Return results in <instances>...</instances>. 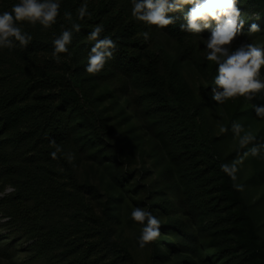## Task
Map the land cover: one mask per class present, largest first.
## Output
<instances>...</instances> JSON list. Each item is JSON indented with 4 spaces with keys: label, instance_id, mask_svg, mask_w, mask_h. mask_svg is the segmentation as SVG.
Listing matches in <instances>:
<instances>
[{
    "label": "trees",
    "instance_id": "obj_1",
    "mask_svg": "<svg viewBox=\"0 0 264 264\" xmlns=\"http://www.w3.org/2000/svg\"><path fill=\"white\" fill-rule=\"evenodd\" d=\"M17 2L0 0V12ZM84 3L89 15L79 20ZM60 4L50 29L21 25L33 37L26 48L0 50V264H264V158L239 166L242 192L220 169L253 146L238 148L233 122L264 143L252 107L264 98L213 100L215 65L200 39L211 29L181 31L192 5L157 29L132 17L131 0ZM237 6L245 24L232 50L264 45V0ZM66 11L81 31L56 63L52 41L72 23ZM253 23L260 32L249 35ZM97 25L117 49L90 75L87 37ZM50 140L62 149L57 159ZM136 207L161 221L140 254Z\"/></svg>",
    "mask_w": 264,
    "mask_h": 264
},
{
    "label": "clouds",
    "instance_id": "obj_2",
    "mask_svg": "<svg viewBox=\"0 0 264 264\" xmlns=\"http://www.w3.org/2000/svg\"><path fill=\"white\" fill-rule=\"evenodd\" d=\"M239 0H131L132 17L149 27L165 29L175 22V17L170 15L183 10L185 5H192L183 19L186 23L180 25L181 31H186L194 36L200 37L205 29H211L207 39H201L205 45L208 62L215 65V77L212 87L213 100L218 105H224L230 100L243 98L249 102L254 98H264V45L256 43L242 44L232 50V44L242 33L245 19L238 5ZM60 0H18L11 6L10 11L0 12V50H13L17 47L24 49L32 41L33 37L21 27L23 23L32 26L41 25L43 29H50L60 15ZM79 20H83L88 13L87 3L77 9ZM64 17L72 21V13L64 12ZM257 19L259 16L257 15ZM215 22V27L212 23ZM81 25L72 21L70 28H62L59 36L53 41V59L56 63L61 62L60 54H69V45L73 40V33H79ZM105 31L103 25H97L90 31L87 39L92 41L87 55L85 71L90 75L100 73L108 60L113 57L117 49L116 40L111 36H102ZM260 32L257 24H251L249 35ZM144 40L149 39V32L143 33ZM119 39V38H117ZM207 87V85H205ZM256 117L264 119V105H252ZM220 133H226L229 129L220 126ZM231 131L234 138L238 140L240 150L253 146L248 152L237 151V158L231 163H221L220 169L233 182L237 191H244V185L237 183V172L244 159L251 155L256 158H264V143L255 144V135L246 131L244 127L233 122ZM50 145L55 146V151L50 153L52 159L58 158L62 152L55 140H50ZM71 161L73 157L67 156ZM14 191L7 187L6 193ZM130 218L141 225V232L137 239L138 246H145L157 241L160 237L161 221L151 211L136 207L131 211Z\"/></svg>",
    "mask_w": 264,
    "mask_h": 264
},
{
    "label": "rangeland",
    "instance_id": "obj_3",
    "mask_svg": "<svg viewBox=\"0 0 264 264\" xmlns=\"http://www.w3.org/2000/svg\"><path fill=\"white\" fill-rule=\"evenodd\" d=\"M136 251L140 254V253H142V250H141V248L138 246V245H136Z\"/></svg>",
    "mask_w": 264,
    "mask_h": 264
},
{
    "label": "built area",
    "instance_id": "obj_4",
    "mask_svg": "<svg viewBox=\"0 0 264 264\" xmlns=\"http://www.w3.org/2000/svg\"><path fill=\"white\" fill-rule=\"evenodd\" d=\"M6 193V192H5ZM4 194L0 193V197H2Z\"/></svg>",
    "mask_w": 264,
    "mask_h": 264
}]
</instances>
